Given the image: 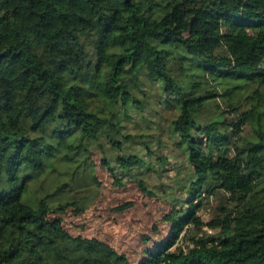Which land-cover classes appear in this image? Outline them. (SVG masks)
Instances as JSON below:
<instances>
[{"label": "trees", "instance_id": "16d2710c", "mask_svg": "<svg viewBox=\"0 0 264 264\" xmlns=\"http://www.w3.org/2000/svg\"><path fill=\"white\" fill-rule=\"evenodd\" d=\"M98 168L135 261L64 225ZM0 264H264V0H0Z\"/></svg>", "mask_w": 264, "mask_h": 264}, {"label": "rangeland", "instance_id": "374dc122", "mask_svg": "<svg viewBox=\"0 0 264 264\" xmlns=\"http://www.w3.org/2000/svg\"><path fill=\"white\" fill-rule=\"evenodd\" d=\"M98 173L105 185L101 196L83 215L66 213L64 225L73 234L98 237L135 261L138 259L136 255L140 254L143 235L149 233L150 238H157L160 231L165 232L167 227L160 220V215L166 211V204L147 197L132 183L116 188L110 184L111 180L106 171L98 168ZM127 201L132 202L130 207L120 212L113 210L116 205ZM209 203H206V209L205 207L199 209L205 220L210 218L212 202ZM153 223L160 230L159 233L152 228ZM207 230L210 232L209 228Z\"/></svg>", "mask_w": 264, "mask_h": 264}]
</instances>
